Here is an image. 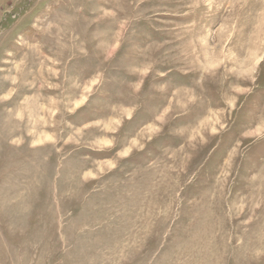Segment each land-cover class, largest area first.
Wrapping results in <instances>:
<instances>
[{
    "label": "rangeland",
    "instance_id": "1",
    "mask_svg": "<svg viewBox=\"0 0 264 264\" xmlns=\"http://www.w3.org/2000/svg\"><path fill=\"white\" fill-rule=\"evenodd\" d=\"M0 264H264V0H0Z\"/></svg>",
    "mask_w": 264,
    "mask_h": 264
}]
</instances>
